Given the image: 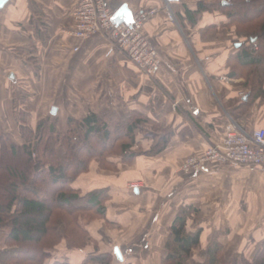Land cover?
Masks as SVG:
<instances>
[{
    "label": "crops",
    "instance_id": "0c3cea01",
    "mask_svg": "<svg viewBox=\"0 0 264 264\" xmlns=\"http://www.w3.org/2000/svg\"><path fill=\"white\" fill-rule=\"evenodd\" d=\"M80 1L10 0L0 10V135L24 143L19 108L27 112L33 129L50 120L63 133L69 118L93 113L118 122L140 112L151 122L137 130L141 148L135 150L151 149L153 137L151 141L142 137L147 127L167 130L161 136L170 134L169 143L157 155L139 154L132 164L118 165L117 173L103 171L95 163L89 174L76 180L74 188L108 189L111 195L107 219L91 226L90 233L96 240L99 230L125 233L119 238L129 235L123 241L129 245L125 248H151L153 255L145 251L143 256L161 262L173 238L172 222L187 205L204 213L202 220L210 219L199 220V226L206 228L202 243L218 235L223 243L242 242L240 253L255 256L264 244V167L210 164L202 172L180 170L189 158L221 143L230 122L248 132L264 129V99L237 119L232 116L239 101L248 96L244 79L228 76L229 59L237 52L235 31H206L225 21L219 14H204L195 27L179 22L186 8L194 10L201 0H105L114 13L124 5L134 15L157 10L145 25V34L161 58V67L150 76L106 37L81 41L72 35ZM168 11L174 13V22ZM211 33L214 39L209 38ZM138 180L141 189L131 190L129 184ZM224 229L234 230L233 236Z\"/></svg>",
    "mask_w": 264,
    "mask_h": 264
},
{
    "label": "trees",
    "instance_id": "16d2710c",
    "mask_svg": "<svg viewBox=\"0 0 264 264\" xmlns=\"http://www.w3.org/2000/svg\"><path fill=\"white\" fill-rule=\"evenodd\" d=\"M204 14H219L225 19L210 26L207 32L235 28L237 52L229 59L228 76L244 79L248 95L246 101H239L232 115L237 119L258 99H264V0H201L194 10L186 8L179 22L195 27ZM252 22L258 23L256 28ZM250 24L252 28H245ZM253 39L256 41L252 42ZM17 120L22 145L0 136V229L8 232L7 247L0 258L7 259L9 264H25L30 260L36 264H77L70 259L50 263L53 250L44 247V241L56 228L52 225L54 210L63 209L67 213L88 210L106 220L109 190L84 192L73 187L76 180L88 172L95 160L103 169L116 171L118 165L132 164L139 154L157 155L167 147L171 135H155L151 149L142 152L136 132L151 120L140 112L118 122L93 113L83 119L69 118L64 133L50 120L40 121L33 129L23 108L18 109ZM136 146L140 148L135 150ZM178 213L171 225L173 238L164 248L162 264H190L192 252L200 248L205 261L194 264H218L223 245L216 235L202 249L204 229L195 224L198 209L183 205ZM190 221L192 230L188 226ZM88 222L84 228L80 222L76 226L90 235L88 227L93 222ZM101 257L87 255L84 263L105 264L107 261ZM242 264H264V244L253 260L245 259Z\"/></svg>",
    "mask_w": 264,
    "mask_h": 264
},
{
    "label": "built area",
    "instance_id": "2783aa9c",
    "mask_svg": "<svg viewBox=\"0 0 264 264\" xmlns=\"http://www.w3.org/2000/svg\"><path fill=\"white\" fill-rule=\"evenodd\" d=\"M156 13V9L139 11L134 15L133 24L116 26L113 22L114 12L105 0H81L74 10L75 28L72 35L81 41L104 36L141 72L154 76L161 67V58L145 34V25ZM167 15L170 21H175L172 11H168ZM210 164L231 168L264 167V129L248 132L235 122H230L221 143L209 147L199 156L189 158L180 170L187 174L202 172ZM138 185L141 186L140 183H131L129 187L131 190L141 189L136 188Z\"/></svg>",
    "mask_w": 264,
    "mask_h": 264
},
{
    "label": "rangeland",
    "instance_id": "374dc122",
    "mask_svg": "<svg viewBox=\"0 0 264 264\" xmlns=\"http://www.w3.org/2000/svg\"><path fill=\"white\" fill-rule=\"evenodd\" d=\"M228 1V0H226ZM152 19V18H151ZM150 19V20H151ZM149 20V21H150ZM148 21V22H149ZM147 22V23H148ZM260 22V21H258ZM146 23V24H147ZM252 25H254V27H257L258 23H251ZM248 25L245 28H252V25ZM235 31V28H232ZM209 38L214 39L212 33L209 35ZM247 91V90H246ZM155 124V122H154ZM154 126V125H153ZM156 126H158L156 124ZM148 131H145L144 133L142 132V137H144V140H148L151 141L152 137L154 139V136L157 134H159V136L163 135L162 132H166L167 130H162V132L160 131V127L158 126L157 128H153L151 129L150 127H147ZM150 129V131H149ZM155 132V133H154ZM1 136V135H0ZM6 137H10L8 134L4 135ZM145 141V142H146ZM153 141V140H152ZM153 143V142H151ZM142 151H146L144 149H142ZM97 164L98 160H95L92 162L93 164ZM100 169H102L103 171H111V172H116L114 170H106L103 169V167L99 166ZM91 170L89 169L87 173L83 174V175H87L89 174ZM82 176V175H81ZM81 178V177H79ZM136 183H140V181H136ZM143 186V185H141ZM85 211V212H83ZM199 213L196 216V220H195V224L199 225V220L201 221L203 219V214H201L200 211H198ZM208 216V215H207ZM53 222L52 225L56 226V228H54V230L52 229V233L48 236V239L46 241H44V247H47L48 249H52L53 251L51 252L52 256L50 257V263L52 262V260L55 259H62V260H67L69 261L72 260L73 262L77 263V264H100L99 261H92L90 263H84V259L85 257L88 255H93V256H97L100 255L102 256L101 258L104 259V261H107L105 264H162L161 262L155 261V259H149L148 257H146L145 255V259H143V253L146 251L148 253L149 251V255H153L150 251L151 248L145 249L144 246H142L139 249L136 248H131V247H126L125 248V244L127 243H123L124 238L129 236L126 235L124 238L122 237V239H119L121 236H124L125 233L120 234V232H116V230H110L108 228L103 230V232H100L101 230H99L98 234H96V237L98 238L97 240L94 238V235L90 233V235L88 233L84 234L83 228L85 227V225L88 222V220H90L91 222H93V224H91L88 227V230L90 229L91 226L95 225L96 223H99L100 221H102L103 219H101L99 216L95 215L93 212L90 213L88 210H82L81 212H76V213H67L66 211H64L63 209H58L54 210V216H53ZM87 219V220H85ZM80 222L81 226H83V228L80 230L79 228H77V222ZM204 222H210V219H204L202 220ZM84 224V225H83ZM189 224H193L191 221L189 222ZM191 230L193 229V227H189ZM234 228V226H233ZM232 228V229H233ZM206 230V228H204ZM90 231V230H89ZM225 233L228 234L227 236L232 235L234 233L232 232H228L229 230H225ZM221 231V232H224ZM123 232V231H121ZM7 230L4 229H0V257H1V253L2 251H4L6 249V245H5V240H6V236H7ZM56 234V236L54 235ZM69 235V236H67ZM86 235V236H84ZM219 235H223V233L219 234ZM55 236V237H54ZM231 236V238H232ZM54 237V238H53ZM125 239V240H126ZM240 241V240H239ZM221 242V239H220ZM223 245V256L219 259L218 264H242L243 260H253V257L247 256L246 253L241 252L240 253V243L237 244V241L233 242V240L230 242L225 241L224 243L221 242ZM257 243V242H256ZM261 242L258 245V248L260 247ZM128 245V244H127ZM208 245V243H203L202 244V249L205 250V247ZM118 246V248H120V252L121 255L123 257V261H120L118 257H116L115 254V248ZM129 246V245H128ZM81 250H77L80 249ZM200 249H196L195 251L192 252V258L190 261V264H194L197 262H203L205 261L200 254ZM145 252V253H146ZM161 251L159 250L158 254H160ZM108 254L109 256H104ZM163 254V253H162ZM140 256V257H139ZM74 260H73V259ZM0 264H9L7 259H2L0 258ZM25 264H36L35 261L30 260L27 261V263L25 262Z\"/></svg>",
    "mask_w": 264,
    "mask_h": 264
},
{
    "label": "water",
    "instance_id": "95a60500",
    "mask_svg": "<svg viewBox=\"0 0 264 264\" xmlns=\"http://www.w3.org/2000/svg\"><path fill=\"white\" fill-rule=\"evenodd\" d=\"M10 0H0V10L9 2ZM168 2H174L178 0H167ZM113 22L116 26H120L122 24L131 25L134 23V14L130 11L127 5H124L120 10L116 11L113 15ZM256 40L253 39L252 42ZM11 79H14L12 76ZM247 99V97H245ZM244 99V100H245ZM55 114V112H54ZM116 257L119 258L120 261H123V257L121 255L120 249H115Z\"/></svg>",
    "mask_w": 264,
    "mask_h": 264
},
{
    "label": "bare ground",
    "instance_id": "6f19581e",
    "mask_svg": "<svg viewBox=\"0 0 264 264\" xmlns=\"http://www.w3.org/2000/svg\"><path fill=\"white\" fill-rule=\"evenodd\" d=\"M137 188V187H136Z\"/></svg>",
    "mask_w": 264,
    "mask_h": 264
}]
</instances>
